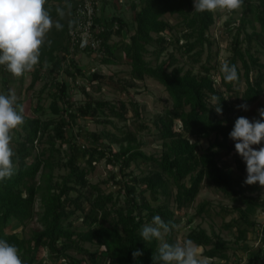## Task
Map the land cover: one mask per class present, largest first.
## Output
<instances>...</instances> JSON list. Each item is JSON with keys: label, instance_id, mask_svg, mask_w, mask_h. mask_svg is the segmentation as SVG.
<instances>
[{"label": "trees", "instance_id": "trees-1", "mask_svg": "<svg viewBox=\"0 0 264 264\" xmlns=\"http://www.w3.org/2000/svg\"><path fill=\"white\" fill-rule=\"evenodd\" d=\"M51 2L63 5L56 7ZM193 2L140 0L131 7V30L128 22L120 17L100 23L95 19V23L105 26L99 34L102 38L97 55L99 61L115 64L122 54L130 66L132 81L153 79L171 100V106L165 107L152 121L153 132L145 123L139 127L161 141V153L155 156L144 153L141 143L130 132H124L120 139L83 129L77 134L66 135L78 119L92 118L98 124H112V119L125 121L127 107L123 101L93 100L83 88L81 91L87 99L79 105L73 102L67 82L58 79L62 72L72 80L77 75L83 76L70 58L67 33L72 10L68 0H46L44 7L54 24L58 21L63 28L57 30L53 26L46 34L30 88L42 78V70H45V77L50 79L40 93L47 91L51 100L49 113L55 118H43L46 111L38 99L34 108L36 117L24 118L20 126L22 133L17 134L11 146L14 174L0 181V239L19 249L23 264H42L39 255L42 250L56 259L66 260L64 264H84L83 257H87L89 264H100L99 259L101 264H153L152 257L160 241L143 240L142 226L151 223L155 215L177 226L181 217H176L169 206L171 191L174 190L175 209L181 211L194 202L205 181L236 204L237 218L226 225L227 229H236L235 243L245 241L249 230L256 227L252 218L257 210L264 209V200L247 194L248 190L253 191L252 187L235 176L222 162V157L232 151L229 133L236 119L245 112L238 106L247 104L249 107L264 94V61L261 58H264V0H244L240 15L236 19L229 17L222 25L228 30L226 35H233L227 63L237 67L238 80L227 82L222 76L218 86L211 75L215 65L210 64L214 40L209 31L214 25L215 14L214 11L195 12ZM57 9L69 10L66 20ZM166 16L174 18L176 23L171 24ZM113 22L118 25L115 32L109 26ZM112 35L119 40L112 41ZM169 47L187 56L192 67L199 64V70L184 69L171 52L165 60H160ZM204 52L206 59L202 63ZM149 56L154 60H148ZM66 64L68 69L64 68ZM97 79L101 76L93 73L89 82ZM241 81L244 89L239 91L235 86ZM3 87L4 95H8L7 82ZM212 95L220 97L222 115L216 113L214 108L218 104L211 100ZM132 106L138 118L139 109ZM204 134L216 137L204 150L198 151L197 143L191 138ZM108 136H111L109 142L105 143L103 138ZM113 142L118 144L115 152L111 147ZM100 161L116 168L110 178L118 186L116 192L105 193L99 184L89 182L88 174ZM133 163L145 164L146 171L134 175L129 170ZM61 169L66 173L56 175ZM37 200L42 210L40 228L25 239L14 229H24L33 219ZM205 210L206 204H201L196 216H201ZM193 219H187L186 224L190 225ZM175 228L164 236L170 244H174ZM186 239L201 245L203 256L210 260L227 258L228 243L215 233L209 235L198 228ZM260 240L262 246L249 264H264V226ZM84 243L95 245L97 250L89 252ZM136 250L143 255L133 259L132 252ZM70 252L82 257L71 256Z\"/></svg>", "mask_w": 264, "mask_h": 264}, {"label": "rangeland", "instance_id": "rangeland-1", "mask_svg": "<svg viewBox=\"0 0 264 264\" xmlns=\"http://www.w3.org/2000/svg\"><path fill=\"white\" fill-rule=\"evenodd\" d=\"M131 9L132 8L129 9L128 16H126L129 29L131 28L133 19V10L130 11ZM68 11V9L63 11L65 20L68 16ZM227 11L228 10L226 9H217L214 11L215 21L209 31L210 36L214 40L211 47L210 64L215 65V69L212 70L211 75L216 86L219 85L220 79L223 76L221 67L223 64L227 63V59L230 56L229 45L233 36L232 34L226 35L225 32L228 30H224L222 25L229 17L236 19L240 15L241 8L231 12ZM166 18H168V16H166ZM168 20L171 24L176 23V20L172 17H169ZM111 40L118 41L119 38L113 36ZM170 52L174 54L175 58L178 59L179 64L183 66L184 69L193 68L195 72L199 70V64L192 67L187 56H183L182 53L175 47H169L167 53L161 56L160 60H165L167 58V54ZM97 55H99L98 52L75 51L70 58L82 70L83 76L77 75V78L72 80L66 72H62L58 76V79L67 82L70 88L72 100L76 105H79L87 99V96L93 100H103L112 103L120 101L125 102L127 107L126 120L120 121L112 119V124H98L97 120L92 118L78 119L76 123L70 126V128L65 132L66 135L70 136L71 134H77L79 129H83L88 133L100 134L103 132L109 135H115L120 139L124 132H130L135 136L136 141L141 143V150L144 153L147 155H160L161 141L153 134H149L148 130L141 129L139 127L142 123H145L148 125L149 129H151V132H153L154 128L152 121L154 118L159 115L165 107L171 106V100L167 96L163 87L150 78H146L143 81H132L129 73L130 66L122 54L118 55L119 58L115 64H103L99 61ZM261 58L264 61V58ZM147 59L150 61L154 60L151 56L147 57ZM205 59L206 52H204L202 56V63H204ZM37 66L38 65H35L31 71H27L21 76H14L7 70V68L4 69V65H0V94H4L5 89L3 84L4 82H7L10 93H14L17 97V105H21L23 107L22 115L24 118L36 117L37 114L34 113V108L37 105L38 99H40V105L46 111L43 118H55V116H52L49 113L50 110L48 106L51 100L47 97V91L43 90V93H40L44 84L49 83L48 81L50 79V77H45V70H42V78L30 88L35 67ZM64 68L68 69L69 66L66 64ZM93 73L100 75L101 79L89 82ZM235 87L239 91H242L244 89L243 81ZM81 88L85 89L87 96L83 94ZM132 104L136 105L139 109L140 116L138 118L134 116ZM260 108H264V94L257 101L251 104L248 107L249 110L245 111L242 116L247 117L249 120H252L253 118L258 119L260 118L258 115V109ZM19 133H22L20 126L11 132L12 142L10 147L13 146L14 141L17 139V134ZM110 137L111 136L103 138L104 142L108 143ZM215 137V134H204L191 138V141L197 143L198 151H202L214 141ZM229 144L232 151L222 157V162L233 170L235 176L242 178L244 181L247 175L246 165L239 154L236 153L234 141L230 139ZM261 146L264 147V142H262ZM111 147L115 152L117 151L118 144L113 142ZM253 147L257 149L259 148L258 145H254ZM64 149L67 150V146H65ZM146 169L147 166L145 164L137 165L136 163H133L129 170L133 171L134 175H140L141 173H144ZM115 171L116 168L106 165L104 161H100L94 164V170L88 174L87 178L90 183L99 184V188L105 193L116 192L118 190V186H115L110 180ZM65 173L66 171L62 169L55 172L58 176L64 175ZM103 181L106 182L103 183ZM250 187H252L253 191L248 190L247 194L254 197L258 196L261 200H264V187L259 184L250 185ZM173 195L174 190L171 191L169 195L170 197L168 198L169 206L176 212V217H181L180 223L175 228L176 231L173 239L174 244L182 243L191 231L198 228L204 229L209 235L212 233L219 235L228 243L229 248L227 251V258L225 260L212 259L210 260V264H249L251 257L253 258L258 249L261 248L262 242L260 240V231L264 226V209L257 210L256 214L252 218V220L256 223V227L249 230L246 240L235 243L236 229L233 228L231 230L226 228V225H228L232 219L237 218V213L234 211L236 204L230 198L224 196L214 186L209 185L205 181L202 183L200 191L194 202L189 207L181 211H176L172 201ZM160 199L164 200V197L160 196ZM39 203L40 201L37 200L35 204L36 215L27 223L26 227L22 230L20 227L14 229L20 237L28 239L33 230L40 228L39 217L42 210ZM201 204H206V210L203 214H201V216H196L197 209ZM86 207L87 206L85 205V208ZM193 217V222L190 225L186 224L187 219ZM73 221L76 222L75 220ZM159 243H161V241ZM83 246L89 252L97 250V247L90 243H84ZM69 254L77 258L82 257L78 256V254H75L74 252H70ZM39 255L42 259V264H64L66 262V260H63L62 258L56 259L53 255L47 253L46 250L40 251ZM83 258L85 259L84 264H89L87 257ZM100 260L101 259H99V263L101 264L102 262H100ZM254 264L261 263L256 262Z\"/></svg>", "mask_w": 264, "mask_h": 264}, {"label": "clouds", "instance_id": "clouds-1", "mask_svg": "<svg viewBox=\"0 0 264 264\" xmlns=\"http://www.w3.org/2000/svg\"><path fill=\"white\" fill-rule=\"evenodd\" d=\"M244 0H194L195 12H213L217 9L235 11L242 7ZM46 0H0V65L6 66L14 76L31 71L39 63L40 49L46 34L55 26L62 30L63 25L53 19L45 9ZM59 15H63L57 9ZM223 79L227 82L238 80L237 67L225 63L221 67ZM211 100L218 104L215 111L222 115L221 99L212 95ZM238 109L248 111L247 104ZM23 107L17 105L14 93L0 94V181L14 174L13 156L10 147L11 132L24 123ZM259 119L249 120L245 116L236 119L229 138L234 141L235 151L246 165V185L259 184L264 187V147L254 148L264 142V108L258 109ZM176 225L165 222L155 215L151 223L145 224L140 235L145 241H161L153 264H210V258L202 255V246L191 239L182 243L170 244L164 240ZM143 255L142 251L132 252L133 259ZM0 264H23L19 249L4 239H0Z\"/></svg>", "mask_w": 264, "mask_h": 264}, {"label": "built area", "instance_id": "built-area-1", "mask_svg": "<svg viewBox=\"0 0 264 264\" xmlns=\"http://www.w3.org/2000/svg\"><path fill=\"white\" fill-rule=\"evenodd\" d=\"M72 10L71 27L67 36L69 51H92L100 54L102 38L99 36L104 31V25L95 23L99 12V5L103 0H68ZM140 0H115L117 6L122 7L127 3L138 4ZM230 12V11H227ZM110 21L109 19L107 20ZM112 31H116V22L109 23ZM115 36V35H114ZM113 37V35H112Z\"/></svg>", "mask_w": 264, "mask_h": 264}, {"label": "crops", "instance_id": "crops-1", "mask_svg": "<svg viewBox=\"0 0 264 264\" xmlns=\"http://www.w3.org/2000/svg\"><path fill=\"white\" fill-rule=\"evenodd\" d=\"M52 4H54L56 7H60L63 5L62 3L58 2H52ZM132 5V3H127L125 6L119 7L116 5L115 0H103L99 5V12L96 20H98L100 23L107 21L112 17H120L127 21L126 16H128L129 9L132 7ZM130 11H132V9Z\"/></svg>", "mask_w": 264, "mask_h": 264}]
</instances>
